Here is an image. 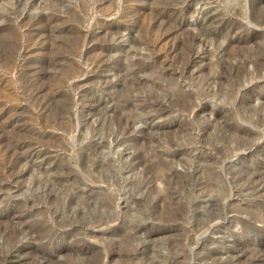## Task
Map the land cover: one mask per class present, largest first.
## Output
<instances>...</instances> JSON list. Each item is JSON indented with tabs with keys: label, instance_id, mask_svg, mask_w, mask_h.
<instances>
[{
	"label": "rangeland",
	"instance_id": "374dc122",
	"mask_svg": "<svg viewBox=\"0 0 264 264\" xmlns=\"http://www.w3.org/2000/svg\"><path fill=\"white\" fill-rule=\"evenodd\" d=\"M54 1L0 0V264H264V0Z\"/></svg>",
	"mask_w": 264,
	"mask_h": 264
},
{
	"label": "bare ground",
	"instance_id": "6f19581e",
	"mask_svg": "<svg viewBox=\"0 0 264 264\" xmlns=\"http://www.w3.org/2000/svg\"><path fill=\"white\" fill-rule=\"evenodd\" d=\"M84 1V0H83ZM86 1H88V0H86ZM95 1V0H94ZM105 0H96L95 2H96V5H95V2H93L92 3V5L94 4L95 5V8H96V6H100V5H103L102 3L104 2ZM113 1V0H112ZM185 1V0H184ZM55 3L52 5V6H48V4L46 5V7H47V9L45 10V11H39L38 13H36V14H34V15H31V16H33L34 18H37V20H41L40 18H44V19H49L50 18V16H51V14L52 13H60L61 12V8H60V5H63V7H64V1L63 0H56V1H54ZM89 2V1H88ZM238 2V1H237ZM236 2V3H237ZM50 3V2H49ZM86 3V2H85ZM166 3V2H165ZM232 4V3H230V2H227V4H226V7H229V9L231 10V9H233V10H235V11H240V7H241V5H239V4ZM239 3V2H238ZM89 4V3H88ZM186 5H188V4H186ZM165 6V5H164ZM66 7H68L67 5H66ZM94 7V6H93ZM256 8H258V7H256ZM255 8V6L252 4V3H250V5H249V11L251 12V14H250V16H249V19L251 20V21H253L255 24H257V25H264V7L261 9V10H257ZM94 9V8H93ZM74 11V10H73ZM234 11V12H235ZM71 12V11H70ZM76 12V11H75ZM111 12H113V11H111ZM181 12V11H180ZM62 13V12H61ZM178 14V13H177ZM181 14V13H180ZM80 15V14H79ZM82 18H80L81 19V21H84L85 22V20H86V18L87 17H91V16H86V17H84V16H81ZM97 17V16H96ZM51 19V18H50ZM54 19V18H53ZM52 19V20H53ZM58 19V18H57ZM56 19V20H57ZM178 19V18H177ZM180 20V19H179ZM39 21H37V22H39ZM151 22V21H150ZM156 22V21H155ZM81 23V22H80ZM93 23V22H92ZM180 23H182V21H180L179 23H178V25H179V27L181 28V24ZM151 26V25H150ZM208 34V33H207ZM150 35V34H149ZM152 35V34H151ZM150 37H153V36H150ZM149 37V38H150ZM160 37V36H159ZM145 38V37H144ZM154 38V37H153ZM152 38V39H153ZM216 78V80H218L219 79V75L218 76H216L215 77ZM214 92V91H213ZM217 92H214V94H216ZM82 151L81 152H85V154H80V158H82V161H85V160H91V161H93L94 162V159H93V156H95V148L93 147V146H90V145H86L85 146V148H82L81 149ZM92 164V163H91ZM99 164H101L100 162H99ZM94 165V164H93ZM43 179V178H42ZM39 182V181H38ZM43 183H47V184H49L50 185V187H53L54 186V181L52 182L50 179L49 180H46V179H43V181H42ZM51 182V183H50ZM39 185L41 184V183H38ZM43 187V186H42ZM45 187V186H44ZM49 187V186H48ZM170 189V188H169ZM96 214H98V213H96ZM102 216V215H101ZM99 217H100V215H99ZM98 217V218H99ZM105 217V216H104ZM95 218V217H94ZM106 218V217H105ZM103 223V222H102Z\"/></svg>",
	"mask_w": 264,
	"mask_h": 264
}]
</instances>
